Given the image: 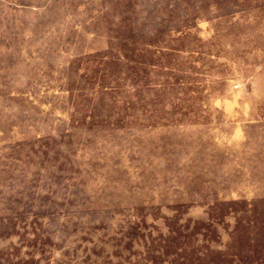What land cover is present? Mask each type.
<instances>
[{"label":"rangeland","instance_id":"rangeland-1","mask_svg":"<svg viewBox=\"0 0 264 264\" xmlns=\"http://www.w3.org/2000/svg\"><path fill=\"white\" fill-rule=\"evenodd\" d=\"M0 264H264V0H0Z\"/></svg>","mask_w":264,"mask_h":264}]
</instances>
